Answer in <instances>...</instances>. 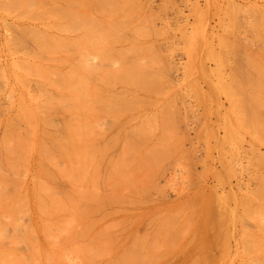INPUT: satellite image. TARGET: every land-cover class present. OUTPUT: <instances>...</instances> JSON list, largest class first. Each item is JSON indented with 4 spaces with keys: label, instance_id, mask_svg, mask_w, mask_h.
<instances>
[{
    "label": "rangeland",
    "instance_id": "obj_1",
    "mask_svg": "<svg viewBox=\"0 0 264 264\" xmlns=\"http://www.w3.org/2000/svg\"><path fill=\"white\" fill-rule=\"evenodd\" d=\"M0 264H264V0H0Z\"/></svg>",
    "mask_w": 264,
    "mask_h": 264
},
{
    "label": "bare ground",
    "instance_id": "obj_2",
    "mask_svg": "<svg viewBox=\"0 0 264 264\" xmlns=\"http://www.w3.org/2000/svg\"><path fill=\"white\" fill-rule=\"evenodd\" d=\"M44 243H45V242H44ZM46 243H47V241H46ZM55 244H56V243H55ZM44 245H45V248H44V247H43V248H44V249H47V248H46L47 245H46V244H44ZM47 247H48V246H47ZM40 249H41V248H40ZM41 250H42V249H41ZM42 251L44 252V250H42ZM42 251H41V252H42ZM41 252L39 251L40 254H42ZM44 253H47V251L44 252ZM47 254H48V253H47ZM45 255H46V254H45ZM48 255H49V254H48ZM46 256H47V255H46ZM48 257H49V256H48Z\"/></svg>",
    "mask_w": 264,
    "mask_h": 264
}]
</instances>
